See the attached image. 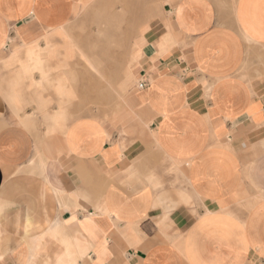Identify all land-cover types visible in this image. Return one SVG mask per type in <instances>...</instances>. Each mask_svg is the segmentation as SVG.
Instances as JSON below:
<instances>
[{"label": "crops", "instance_id": "0c3cea01", "mask_svg": "<svg viewBox=\"0 0 264 264\" xmlns=\"http://www.w3.org/2000/svg\"><path fill=\"white\" fill-rule=\"evenodd\" d=\"M93 1L0 0V61ZM128 1L149 21L127 127L50 133L4 74L0 264H264V0Z\"/></svg>", "mask_w": 264, "mask_h": 264}, {"label": "rangeland", "instance_id": "374dc122", "mask_svg": "<svg viewBox=\"0 0 264 264\" xmlns=\"http://www.w3.org/2000/svg\"><path fill=\"white\" fill-rule=\"evenodd\" d=\"M148 12L143 3L128 0H95L77 6L71 21L39 44H11L0 61V87L7 82L5 72L11 76L8 85L17 77L11 91L32 95L39 106L35 120L38 116L47 120L48 110L55 106L51 114L56 128L50 133L62 134L71 120L81 116L117 129L127 127L135 120L128 106L139 89L136 63Z\"/></svg>", "mask_w": 264, "mask_h": 264}, {"label": "bare ground", "instance_id": "6f19581e", "mask_svg": "<svg viewBox=\"0 0 264 264\" xmlns=\"http://www.w3.org/2000/svg\"><path fill=\"white\" fill-rule=\"evenodd\" d=\"M93 52H96V53H97L96 50L92 51V53H93ZM138 52H140V49L138 50ZM96 53H95V54H96ZM84 54H85V53H84ZM84 56H85L86 58H88L89 55L87 56V55L85 54ZM90 64H91L92 67H94V69H97V65H96V63H95L93 60L90 61ZM130 68H131V67H130ZM101 76H102V75H101ZM209 89H210V88H209Z\"/></svg>", "mask_w": 264, "mask_h": 264}, {"label": "built area", "instance_id": "2783aa9c", "mask_svg": "<svg viewBox=\"0 0 264 264\" xmlns=\"http://www.w3.org/2000/svg\"><path fill=\"white\" fill-rule=\"evenodd\" d=\"M138 85H139V88H143V87H145L147 84H146V82H145L144 80H141V79H140Z\"/></svg>", "mask_w": 264, "mask_h": 264}]
</instances>
